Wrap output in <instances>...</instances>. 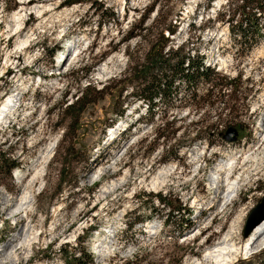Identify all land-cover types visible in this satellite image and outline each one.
Instances as JSON below:
<instances>
[{"label":"rangeland","instance_id":"1","mask_svg":"<svg viewBox=\"0 0 264 264\" xmlns=\"http://www.w3.org/2000/svg\"><path fill=\"white\" fill-rule=\"evenodd\" d=\"M214 1L0 0V103L16 94L0 122V151L9 158L0 168V262L36 229L18 264H64L59 249L80 244L94 264H188L228 232L242 240L245 218L264 195V13L253 10L262 35L238 45L230 0ZM20 8L27 10L15 30L12 13ZM169 25L174 31L165 27L161 39L157 30ZM75 38L74 54L59 65ZM156 40L165 52L181 45L214 71L239 75L243 98L234 111L187 104L183 90L150 113L133 100L129 70ZM78 97L90 101L68 109ZM117 122L129 130L119 134ZM203 125L234 126L237 137L212 136L208 146L193 139ZM158 195L192 210L181 234L151 210L161 207ZM22 205L13 228L11 212ZM173 214V223L186 217ZM135 216L145 219L129 228ZM263 262L264 248L234 264Z\"/></svg>","mask_w":264,"mask_h":264},{"label":"trees","instance_id":"2","mask_svg":"<svg viewBox=\"0 0 264 264\" xmlns=\"http://www.w3.org/2000/svg\"><path fill=\"white\" fill-rule=\"evenodd\" d=\"M80 1L84 0H67V3L71 4ZM231 5L234 9L231 15H228L227 20L233 21L231 25L233 41L238 45L248 42L249 45H252L262 35L261 23L253 10L256 9L257 12L264 13V0H230L228 6ZM238 10L240 11L239 16L234 19L235 12ZM142 21L143 19H141ZM165 27L169 30L168 33L174 31L170 25L158 29L157 35L164 40H166L163 34ZM164 50V41L158 43V40H156L150 44L145 54L135 61L129 70V74L133 79L131 96L135 101L146 102L145 110L147 112L150 113L154 109L157 101L169 102L173 98L176 99L182 90L187 95L185 102L192 106L200 104L214 106L219 104V108H230V110H233L238 99L243 98L241 95L243 91L240 90L239 75L229 77L214 71L213 68L203 65V57L198 55L194 57V54L184 55L181 45L176 46L175 49L168 46L166 52ZM181 83L182 85H180ZM95 92L98 93L100 91L95 90ZM88 101L90 100L78 97L75 102L68 106V109H72L76 105L80 106ZM215 112H220V109L216 108ZM123 113L124 108L119 110L117 115L122 116ZM235 114L237 116L241 115L236 112ZM217 115L219 117L221 113ZM236 125L240 127V124L236 123ZM216 129L217 127L214 128L212 125H203L195 130L193 139L204 140L209 146L212 144L210 137L220 138L223 132V129ZM8 159L0 151V168L8 164ZM16 165L13 162L9 163V170ZM157 203L161 207L159 209L152 207L153 213L157 212L158 215L162 216V224L164 226L170 227L174 225L173 227L178 229L179 234H181V228L189 223L191 210L182 206L180 202L178 206L174 205L172 202L165 200V196L161 195H158ZM181 210L186 217L178 223H173V212H180ZM144 219L140 218V216H135L128 227L131 228L136 222H143ZM59 252H61L64 264H94L92 256L81 244L73 251L59 249Z\"/></svg>","mask_w":264,"mask_h":264},{"label":"bare ground","instance_id":"3","mask_svg":"<svg viewBox=\"0 0 264 264\" xmlns=\"http://www.w3.org/2000/svg\"><path fill=\"white\" fill-rule=\"evenodd\" d=\"M26 0H23V2ZM215 3L221 2V0H215ZM29 9V8H28ZM26 8L22 11V8L14 11L12 13V19L16 21V27L14 28L19 29V25L21 24L20 21L23 19L24 15L26 14ZM29 11V10H28ZM35 12L39 14L40 12L36 9ZM28 36H26L22 41H19L20 45L25 44L28 40ZM102 68H99L98 71L95 73V79L101 78L102 75ZM16 94L10 93L8 94L0 103V122L3 121L6 114L9 112L12 102L15 100ZM259 128L264 130V123L261 125L259 124ZM47 157V156H46ZM45 161V160H44ZM224 166V165H223ZM23 176H26L23 173ZM155 182V181H154ZM230 189L229 193H233L236 191V186L233 184H229ZM31 192V191H30ZM29 192H24V195H22L19 199V202L22 200H26L29 195H27ZM30 200L28 199V202ZM24 205V204H23ZM20 206L19 210L17 212H11V215L14 216L17 220L14 223L15 228L19 222L22 221V219L19 216V214L26 210V207ZM58 210V207L54 208L53 212H56ZM38 229L34 230L30 234L28 233V236L25 237L20 244H16L12 250L9 253V256H6L3 258L4 260H1L0 264H6L8 262H11L12 264H18L20 261V257L18 256V253L23 248H30L31 244L38 239V236L41 232H38ZM264 248V220L260 222L258 225H256L253 230L249 233L248 236L243 237L242 240H234L233 235L231 232L226 233L220 240H218L216 243L206 247L203 251V253L199 257H193L188 264H234L238 260L243 259H250L253 253H257L259 250ZM6 250L3 249L1 252V255L4 254ZM8 257H10L8 259ZM15 257V258H14Z\"/></svg>","mask_w":264,"mask_h":264},{"label":"water","instance_id":"4","mask_svg":"<svg viewBox=\"0 0 264 264\" xmlns=\"http://www.w3.org/2000/svg\"><path fill=\"white\" fill-rule=\"evenodd\" d=\"M223 140L232 142L237 137V130L234 126H228L221 134ZM264 220V195L248 212L244 224L242 226V237H246L253 228Z\"/></svg>","mask_w":264,"mask_h":264}]
</instances>
